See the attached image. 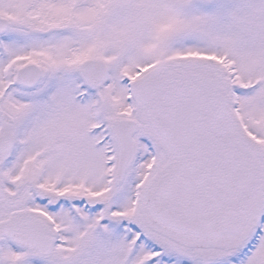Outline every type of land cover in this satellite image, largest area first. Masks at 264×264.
Wrapping results in <instances>:
<instances>
[{
    "label": "snow or ice",
    "instance_id": "1",
    "mask_svg": "<svg viewBox=\"0 0 264 264\" xmlns=\"http://www.w3.org/2000/svg\"><path fill=\"white\" fill-rule=\"evenodd\" d=\"M0 264H264V0H0Z\"/></svg>",
    "mask_w": 264,
    "mask_h": 264
}]
</instances>
